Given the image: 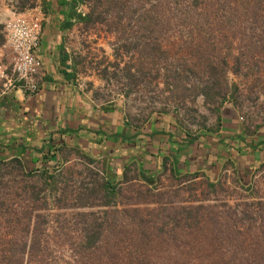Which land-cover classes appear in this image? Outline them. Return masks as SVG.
<instances>
[{
    "label": "rangeland",
    "instance_id": "1",
    "mask_svg": "<svg viewBox=\"0 0 264 264\" xmlns=\"http://www.w3.org/2000/svg\"><path fill=\"white\" fill-rule=\"evenodd\" d=\"M149 1L152 0H144L139 7L140 13L149 7ZM31 2L0 0V44L4 41V22L11 17L8 9L28 6ZM84 10L88 13L87 3H84ZM38 14L36 17L39 18ZM191 15L192 18L176 20L181 26H167L162 31L163 39L157 37L155 42H162L164 54L156 52L155 66L145 53L138 56L141 65L138 71L133 67L131 70L126 68L137 58L133 56L136 50L133 43L136 41L138 47H143L144 43L153 40L148 39L147 34L141 38L137 36L134 20L124 22L121 32L114 24L106 22L76 25L67 32L64 46L75 59L79 81L87 86L98 76L96 92L101 102L118 100L128 120L138 126H143L158 113L173 111L193 133L207 126L217 128L220 125L216 118L218 112L229 101L242 117L239 120L251 132L257 130L258 126L264 125L262 57L255 52L248 54L241 70L233 73L231 68L233 56L238 54L237 43H233L228 52L223 40L209 37L195 40V13ZM223 18L222 13L215 16L216 21ZM191 19V24H187ZM213 35L217 36V33ZM256 37L254 34L252 38ZM147 40L150 42H145ZM200 41L202 47L209 50L219 47L227 63L225 79L220 75L216 78L209 76L195 64L194 57L184 52ZM123 44L130 48L123 50ZM254 45L259 44L255 41L253 48ZM218 87L225 88L226 96L222 99L206 101L198 92ZM166 177L161 182L147 184L130 174L120 180L113 179L115 191H104L101 185L107 175L99 158L74 154L64 164L51 168L49 173L0 166V249L11 256L5 257L4 263L11 259L14 263L19 261L18 264H76L81 259L77 246L82 233L95 227L96 223H103L100 227L104 250L100 254L103 255L104 248H110L115 241L117 228L114 223L120 220L119 214L135 207L131 204L135 201L159 198L161 202L182 206L199 199L204 204L226 203L237 209L243 203L264 202V162L239 172L229 168L214 182L204 176ZM25 213H29V219ZM35 231L38 234L36 243ZM33 244L42 254L29 253Z\"/></svg>",
    "mask_w": 264,
    "mask_h": 264
},
{
    "label": "crops",
    "instance_id": "2",
    "mask_svg": "<svg viewBox=\"0 0 264 264\" xmlns=\"http://www.w3.org/2000/svg\"><path fill=\"white\" fill-rule=\"evenodd\" d=\"M31 1L43 25L37 55L44 77L34 96L13 90L0 97V166L49 173L79 154L99 158L110 180L131 174L154 184L188 174L214 182L229 168L239 172L264 162V125L251 132L229 101L218 112L217 128L194 133L173 111L138 126L118 100L101 102L98 76L78 85L75 59L64 46L67 32L81 25L72 18L67 28V13H86L83 1Z\"/></svg>",
    "mask_w": 264,
    "mask_h": 264
},
{
    "label": "trees",
    "instance_id": "3",
    "mask_svg": "<svg viewBox=\"0 0 264 264\" xmlns=\"http://www.w3.org/2000/svg\"><path fill=\"white\" fill-rule=\"evenodd\" d=\"M81 1L88 4V13H77L75 8L69 10L64 23L67 28L72 26L71 19L74 18L85 26L111 23L121 32L124 22L130 23L134 20L137 36L141 38L147 34L148 39L153 40L152 43H144L143 47H138V43L134 41L133 48L136 50L133 56L137 58L131 65L126 66L130 70L131 67L137 71L140 69L138 56L141 54L150 56L151 63L156 52L163 55L162 42H155L157 37L163 39L162 31L167 26H181L176 20L192 18V12L195 13V40H203L204 37L223 40L227 43L225 49L228 52L232 44L237 43L238 54L233 56L234 64L231 68L233 73L241 70L250 53L255 52L264 62V0H152L143 13H140L139 7H142L144 0ZM23 7L24 5L18 9L22 10ZM29 7H34V3L29 4ZM219 13L224 18L216 21L215 16ZM191 22L192 19L187 24ZM215 32L217 36L213 35ZM254 34L257 35L256 38H252ZM255 41L259 45H254L253 48ZM121 48L124 50L130 46L123 44ZM184 52L194 57L195 64L209 76L216 78L220 75L225 79L227 63L223 60L219 47L209 50L202 47L200 41L199 44L186 48ZM209 52L213 54L209 55ZM105 73L104 68L103 74ZM224 89H200L198 92L206 101H213L226 96ZM197 176L188 174L178 178ZM150 182L145 179V183ZM101 187L104 191H115L113 180L108 177ZM31 200L34 201L35 198ZM131 204L135 207L121 212L120 220L114 223V228H117L114 232L115 241L110 248H104L106 251L103 255L100 254L104 251L100 228L103 223H96L95 227L82 233V239L77 246L81 259L76 264H264L263 201L243 203L238 209L235 205L229 206L226 203L204 204L199 199L182 206L161 202L159 198ZM25 215L29 219V213ZM34 225L38 226L36 223ZM34 236L36 243V231ZM30 252L36 256L41 253L34 244ZM5 257L11 258L9 253L0 249V264L19 263H14L11 259L9 263H4Z\"/></svg>",
    "mask_w": 264,
    "mask_h": 264
},
{
    "label": "built area",
    "instance_id": "4",
    "mask_svg": "<svg viewBox=\"0 0 264 264\" xmlns=\"http://www.w3.org/2000/svg\"><path fill=\"white\" fill-rule=\"evenodd\" d=\"M31 8L24 5L22 10L17 6L8 9L11 17L4 22V41L0 44V97L13 90L31 97L41 88L44 68L37 51L43 25L40 18L31 14ZM77 81L84 86L78 78Z\"/></svg>",
    "mask_w": 264,
    "mask_h": 264
}]
</instances>
